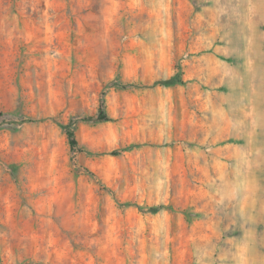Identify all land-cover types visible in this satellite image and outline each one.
I'll list each match as a JSON object with an SVG mask.
<instances>
[{
  "label": "rangeland",
  "instance_id": "374dc122",
  "mask_svg": "<svg viewBox=\"0 0 264 264\" xmlns=\"http://www.w3.org/2000/svg\"><path fill=\"white\" fill-rule=\"evenodd\" d=\"M0 264H264V0H0Z\"/></svg>",
  "mask_w": 264,
  "mask_h": 264
},
{
  "label": "trees",
  "instance_id": "16d2710c",
  "mask_svg": "<svg viewBox=\"0 0 264 264\" xmlns=\"http://www.w3.org/2000/svg\"><path fill=\"white\" fill-rule=\"evenodd\" d=\"M180 81L181 80L179 78H177V79H174V78L159 79V80L154 81L151 85L152 86H155V85H171L173 83L180 82ZM135 85H136L135 83L120 84L121 87L135 86ZM95 119L98 121H111L110 116L108 115V113L106 112V110L104 108L103 101L101 102V105H100L99 110L95 116ZM59 125L65 129V132H66V135L68 138V143H69L70 147L75 148L78 145V143H77V140L75 139L73 128L66 126V125H63L61 123H59Z\"/></svg>",
  "mask_w": 264,
  "mask_h": 264
}]
</instances>
